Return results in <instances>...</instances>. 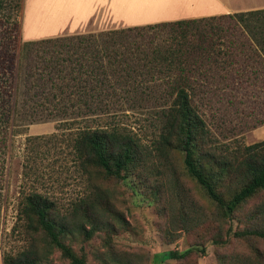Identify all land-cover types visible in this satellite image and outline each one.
Returning <instances> with one entry per match:
<instances>
[{
    "label": "rangeland",
    "instance_id": "1",
    "mask_svg": "<svg viewBox=\"0 0 264 264\" xmlns=\"http://www.w3.org/2000/svg\"><path fill=\"white\" fill-rule=\"evenodd\" d=\"M23 11L24 0H0V41L10 43L16 61L21 43L27 40L22 32ZM243 23L258 25L255 32L264 37V13L246 17ZM96 27L91 23L86 29ZM198 28L209 31L213 51L219 52L217 62L201 68H209L217 76L201 77L193 93V104L204 118L207 143L202 150L209 151L216 160L241 167L247 155L245 146L264 140V57L247 45L243 24L230 17L192 24L187 39L169 26L141 27L124 32L122 42L135 49L136 54H127L130 63H143L153 56L156 47L163 53L177 48L189 50L196 42ZM43 38L48 37L32 40ZM65 42L34 44L21 58L20 101L30 108L16 119L17 125L11 127L14 132L7 140L9 174L3 190L6 201L0 210V254L10 257L27 252L35 264H71L43 231H31L26 220H17L20 190L35 187L53 201L55 218L66 216L90 232L87 236L78 230L63 238L90 264H123L127 260L131 264H264V238L245 233L264 230V189L232 215L222 217L187 174L183 152L160 143V111L168 103L154 90L159 83L155 73H141L142 68L138 72L127 70L125 63L122 69L118 64L104 63V82L114 84L119 94L97 96L100 103L90 108L79 99L75 109L70 105L72 100L87 97L76 90V85L86 79L89 86L95 79L83 74L76 81L68 75L58 81L68 84L64 94L51 88V75L56 77L58 71L64 73L86 60L80 52L69 56L71 51L63 46ZM230 48L234 51L227 54ZM76 56L81 58L77 60ZM96 69L99 72L100 68ZM141 78L139 90L149 86L152 93L145 97L124 92L128 86L125 81L130 84ZM161 83V88H169L165 80ZM57 90L59 93L53 97L52 92ZM74 110L75 117L68 115ZM104 125L122 128V134L130 136L139 149V160L123 178H103L92 168L90 174L84 173L76 160L72 139L77 130ZM240 182L237 175L223 176L218 191L228 198ZM94 200L96 204H90L87 211L95 219L89 221L83 209L86 202ZM188 248L193 250L182 258L160 260L169 250L181 252Z\"/></svg>",
    "mask_w": 264,
    "mask_h": 264
},
{
    "label": "trees",
    "instance_id": "2",
    "mask_svg": "<svg viewBox=\"0 0 264 264\" xmlns=\"http://www.w3.org/2000/svg\"><path fill=\"white\" fill-rule=\"evenodd\" d=\"M264 13L263 10L238 12L234 14L216 15L200 18H186L175 21L158 22L155 24H146L142 26H131L117 29H109L98 32H89L84 34H71L55 37L43 38L40 40L23 41L19 49V59H15V54L10 53L11 47L9 42L0 41V210L6 201L4 194V183L9 174L8 171V152L7 140L9 133L14 132L13 126L16 119L20 115L27 112L30 106L21 103L20 101V77L22 69L20 62L22 57H26V51L34 44H42L66 40L64 47L69 52V56L77 52L81 53L85 61H79L76 67L70 66L69 71L61 73L58 71L56 77L51 75L48 80L52 82L51 88L60 89L63 91L66 85H61L60 81L66 79L70 75V79L78 80L83 74L89 75V78L95 79V83L87 86L86 79L80 85H76L82 95L87 94V97L76 98L72 100L71 106L75 108L77 102L83 101L88 108L98 106L100 102L96 97L107 95H118V90L111 82L105 83L106 66L118 64L122 69V63H125V69H131L138 72L142 68L141 73L156 74L155 80L159 81L156 84L155 91H158L161 97L168 103L163 106L160 111L161 121V139L160 143L163 147L175 148L183 152V163L187 174L194 179L205 192L208 199L219 209L222 217L232 215L238 207L243 204L248 198L252 197L258 191L264 189V140L245 146L247 155L241 163V167L227 161L216 160L209 151H203L202 148L207 143L204 131V118L197 107L193 104V93H195V84L204 75H210L209 78L217 76L210 72L209 68L201 69L204 64H213L218 60V53L213 51L211 36L206 28L196 29L194 34L196 42H192L189 50L177 48L176 51L163 53L160 47L153 49V56L145 58L143 63H130L128 55L135 51L122 42L126 38L129 30L141 27H160L169 26L178 29L179 35L183 38H188V33L191 31L192 24H199L212 19L222 17L234 18L237 22H241L244 29L247 31L248 43L250 48L258 51L264 57V37L257 36L256 28L258 25L243 23L246 17L257 16ZM251 27V28H250ZM189 46V47H190ZM59 51V46H57ZM31 49V48H30ZM44 49V48H43ZM57 51V52H58ZM234 50H227L230 54ZM128 54V55H127ZM106 57L107 60L102 61ZM123 57V58H122ZM79 56L76 59L79 60ZM55 58L53 57L52 60ZM56 60V59H55ZM138 61V59L136 60ZM188 61H190L188 63ZM17 62V65H16ZM195 63V64H194ZM164 64V66H163ZM92 66V68H90ZM138 66L140 68H135ZM87 67L89 69H87ZM96 68H100L97 72ZM127 76L130 77V74ZM132 77V76H131ZM221 77V76H220ZM100 78V79H99ZM118 77L117 80H120ZM143 78L132 83L125 81L126 94L152 93L149 86H145L139 90L137 84H143ZM57 80V81H56ZM168 84L169 88H161V82ZM99 82L97 85L96 83ZM110 83V84H109ZM84 84V85H83ZM142 86V85H140ZM107 88V89H106ZM121 91H122V87ZM52 89V90H53ZM59 93L52 92V96ZM163 93V94H162ZM70 94L69 96H71ZM152 97V95L150 96ZM83 98L88 99L85 100ZM144 98V97H143ZM81 99V101H79ZM62 102L64 98L60 99ZM57 105V104H55ZM105 105V103H104ZM109 105V104H108ZM107 106V105H105ZM104 106V107H105ZM76 109V108H75ZM95 111L96 109H92ZM103 111V109H101ZM74 112L68 114L75 117ZM72 148L74 149L75 157L84 173L90 174V168L95 173H102L103 178H123L134 169V166L139 160V149L132 141L131 137L122 134V128L117 125H104L96 127H85L77 130L75 137L72 139ZM209 150V149H208ZM8 156V157H7ZM218 162L217 168L214 164ZM237 175L240 179V184L236 185L232 190L231 195L226 198L218 191L219 180L230 176ZM96 200L86 202L84 210L85 216L89 221L95 219L94 215H90L87 207H94ZM54 203L46 194L38 191L35 187L31 189H21L19 192V201L17 205V220L24 219L27 221V227L31 231H43L47 236L51 245L56 246L61 254L69 259L71 264H90L83 255H78L71 246L63 241L64 236L72 235L74 231H82L83 227L71 223L69 218H55L53 216ZM109 208H107L108 210ZM77 210V209H76ZM112 212V210H109ZM120 216L117 215V218ZM120 219V218H119ZM95 221V220H94ZM69 222V223H67ZM93 227V225H92ZM85 235L89 236L88 230H83ZM238 232H235V234ZM246 234L259 236L264 238V230H249ZM193 248H188L184 251L169 250L161 255V259L182 258L190 253ZM260 256V253H258ZM3 264H35V260L29 256L27 252H22L19 256H5L2 253ZM123 264H131L130 261H122Z\"/></svg>",
    "mask_w": 264,
    "mask_h": 264
},
{
    "label": "crops",
    "instance_id": "3",
    "mask_svg": "<svg viewBox=\"0 0 264 264\" xmlns=\"http://www.w3.org/2000/svg\"><path fill=\"white\" fill-rule=\"evenodd\" d=\"M56 8L63 11L52 15ZM256 10L264 11V0H24L22 32L32 40Z\"/></svg>",
    "mask_w": 264,
    "mask_h": 264
},
{
    "label": "bare ground",
    "instance_id": "4",
    "mask_svg": "<svg viewBox=\"0 0 264 264\" xmlns=\"http://www.w3.org/2000/svg\"><path fill=\"white\" fill-rule=\"evenodd\" d=\"M53 10H56V13L54 12V13H51L52 15H56V14H58V13H60V12H62L63 11V9L62 8H59V9H53ZM44 17V16H43ZM48 21L49 20H45V19H38V21H37V24L39 25H42L43 23H48ZM50 23H51V25H52V22L51 21H49ZM57 23V22H56ZM56 26V25H55Z\"/></svg>",
    "mask_w": 264,
    "mask_h": 264
}]
</instances>
